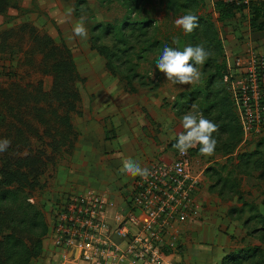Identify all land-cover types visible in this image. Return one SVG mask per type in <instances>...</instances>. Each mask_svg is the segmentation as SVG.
Masks as SVG:
<instances>
[{
    "label": "rangeland",
    "instance_id": "obj_1",
    "mask_svg": "<svg viewBox=\"0 0 264 264\" xmlns=\"http://www.w3.org/2000/svg\"><path fill=\"white\" fill-rule=\"evenodd\" d=\"M16 1V6L0 13V91L9 90L8 102L20 108L16 116L24 115L29 123V127L24 126L27 145L21 146L23 149L16 156L41 149L53 155L48 146L50 137L45 135L39 140L29 131L33 125L38 134L43 135V126L29 116L44 115L37 111L38 106L46 105L44 97L38 94V87L49 93L55 80L63 94L73 88L78 91V101L75 97L62 95L63 102L68 99L76 103V110L68 109L67 115L77 141L81 133L97 129L95 125L93 130L90 128V124L97 120L106 124L108 137L115 133L116 127L119 128V123L128 124L132 119L140 133H149V126L157 124L156 128L162 133H170L168 141L171 143L161 153L163 158L157 160H170L176 152L173 145L181 130L182 116L193 110L202 113L204 118L218 125V131L213 134L217 146L210 157L200 155L198 147L192 148L193 170L196 173L202 171L199 193L204 191L207 197L211 194L215 198V211L220 210L219 213L224 215L222 220L226 218L228 228L219 232L216 226H212L200 233L205 232L209 244L212 243L218 253L224 245L223 241L219 242V234L230 239L231 246L224 255L235 253V259L232 258L229 264H264V132L248 139H244L242 133H225L226 127H231L229 122L238 124V112L222 82L228 59H235L249 44L264 52L263 0L252 8L235 9L233 13L222 15L223 18L219 12L214 15L204 0ZM69 7L74 11L71 17H66ZM188 13L199 17V27L185 34L174 21ZM81 15L86 17V39L72 37V25ZM36 38H49L51 43H42L40 48ZM189 45H203L212 55L203 65L197 66L202 73L199 83L173 85L155 69L156 59L165 47L182 50ZM21 92L28 95L25 96L28 101L25 109L14 103L17 93ZM48 95L52 98V106L57 105L54 96ZM3 96L0 92V101ZM62 109L58 108V112L52 115L57 131L54 128L51 133L66 131L58 120V115L64 114L60 113ZM100 112L104 117H98ZM8 123L17 126L12 115L8 116ZM0 128L2 132L1 122ZM77 141L72 149L68 147L71 138L66 140L53 155V160L47 162L38 185L30 193L25 190L27 200L41 213V221L47 228L39 237L41 251L30 264L63 263L48 232L55 210L74 193L73 190L78 189L74 185L77 182L68 180L77 175L71 170L80 168L82 172L84 160L86 165L87 148L82 149L85 145L82 143L77 150ZM94 167L90 165L92 171L85 175L87 179L103 176L104 169H107ZM83 171L86 172L87 168ZM113 173L116 176L108 177V183L116 190L102 187L95 190L108 192L117 205L116 200L120 203L119 194L125 195L127 187H120L119 171ZM78 175L82 174L79 172ZM197 195L202 201L200 194ZM202 207H205L203 201ZM115 208L108 212L114 213ZM230 224L234 228L229 229ZM240 228L241 233L237 231ZM36 231L40 229L35 228ZM24 241L31 246L30 238L25 236ZM232 244H236L234 249H230ZM179 247L180 239L177 249Z\"/></svg>",
    "mask_w": 264,
    "mask_h": 264
},
{
    "label": "built area",
    "instance_id": "obj_2",
    "mask_svg": "<svg viewBox=\"0 0 264 264\" xmlns=\"http://www.w3.org/2000/svg\"><path fill=\"white\" fill-rule=\"evenodd\" d=\"M214 15L220 5L248 9L259 0H204ZM222 82L238 112L244 139L264 132V52L250 44L227 60ZM177 165L183 168L177 173ZM147 180L133 177L124 192L126 213H109L116 204L108 192L70 194L55 210L50 233L62 264H167L176 251L180 227L201 215L198 198L202 171L193 170L192 154L177 150L170 160H155Z\"/></svg>",
    "mask_w": 264,
    "mask_h": 264
},
{
    "label": "trees",
    "instance_id": "obj_3",
    "mask_svg": "<svg viewBox=\"0 0 264 264\" xmlns=\"http://www.w3.org/2000/svg\"><path fill=\"white\" fill-rule=\"evenodd\" d=\"M16 2V0H0V13H5L10 6H16ZM255 4L250 5V7L252 8ZM233 11L236 10L231 6L220 5L218 7L221 18H223L222 15L233 13ZM36 43L38 44L37 47H40L42 43H51V40L49 38L44 40L36 38ZM38 88V94L44 97L43 101L46 100V105L43 103L42 106H38L37 111L44 115L38 117L36 114H32L29 117L32 120H36L37 124L43 126V135L40 136L36 129L32 127L33 125L30 126L29 131H32L39 140H43L45 135L50 137L48 146L53 155H56L60 147L69 138H71L72 143L68 147L73 149L77 136L73 132L72 124L67 114L69 112L68 109H71V111L76 110V103L69 102L68 99L63 102L62 95L75 97L76 101H78V91L73 88L63 94V90H60L55 80L49 93L58 102L57 105L52 106L53 101L48 95L49 93L43 91L40 87ZM8 91V89L7 91H0L4 95L0 101V122L4 127V130L0 132V136L2 139L7 138L8 140L12 137L15 138L10 140L13 141V144L11 143L7 151L0 153V264H30L31 259L39 255L41 251L39 237L43 234V231H47V228L44 227L41 221V213L27 200V194L31 192L33 187L38 185L39 177L44 172L47 162L53 160V155H48L44 149H41L34 152L31 151L22 156H16L19 151H22L23 147L21 148V146L27 145L24 137V133H26L24 126L29 127L27 125L29 123L25 121L28 118L24 115L16 116L19 114L17 111L20 108L8 102V94H10ZM25 96L28 95L24 92L17 93L16 101H14L16 105L24 107L22 109L27 107L28 101ZM37 100L40 101V98L37 97ZM57 107L64 108L61 112L59 111L60 113L64 112V114L62 116L58 115V120L65 126L66 131H63V133L59 131V134H54L51 133V130L55 128L53 124L54 118H51L53 114L58 112ZM27 113L30 114V112ZM9 115L15 117L17 126L8 123ZM229 124L231 127L227 126L225 133H242L239 124L235 125V123L231 124L230 122ZM11 133H14V135H11ZM25 190L28 193H25ZM35 228L40 229V231L35 232ZM6 230L10 232H6ZM25 236L31 239V246L24 241ZM232 258L235 259V253H228L222 257L220 264H229L233 260Z\"/></svg>",
    "mask_w": 264,
    "mask_h": 264
},
{
    "label": "crops",
    "instance_id": "obj_4",
    "mask_svg": "<svg viewBox=\"0 0 264 264\" xmlns=\"http://www.w3.org/2000/svg\"><path fill=\"white\" fill-rule=\"evenodd\" d=\"M100 116L104 117L101 112L98 117ZM152 119L153 122H155L154 117ZM159 123L160 119H158V124ZM119 124V128L116 127L115 133H111L112 135L109 137L105 132L106 124L103 122L99 123L98 120L90 124L92 130L93 125L97 126V129L93 131L87 130V133H81L76 144V149H80V144H85L82 149H84V147L87 148L85 150L87 151V161L85 165L84 160L83 167L85 166L84 168H87V171H83V167L81 168V170L83 169L82 172L80 171V168L71 170L77 174L76 176L68 178L72 183L77 182L74 185L76 188L78 187V189L73 190L74 193L83 191V188L87 190H95L102 187L109 191L116 190L115 186H111V184L108 183V177L116 176L113 172L119 171L124 159L132 158L139 162L142 167H146L150 162L155 161L158 158L160 159L162 157L160 155L165 149V146L171 144L170 141H168L170 133H162L160 128H156L157 124L149 126V133H140L134 119L129 120L128 124ZM82 135L83 137H81ZM262 143H264V140H262ZM90 165H94L95 169H99V167L107 169H104L103 176L100 174L99 177L94 176L95 179H87V176L85 175H87L89 171H92L91 168H89ZM79 172L82 174L81 176L78 175ZM119 175H121L120 177L122 180V185L120 187H128L133 177L122 175L121 173L118 174V176ZM69 185L72 184L69 183ZM69 185L66 186L71 188ZM84 185L87 187H84ZM199 194L202 201L205 203V207L201 212V217L197 220L187 221L180 227V247L176 251L168 252V255L166 256L167 264H219L223 255L227 249H229L231 241L227 236L224 239L223 235L221 233L219 234V242L223 241L225 246L223 245L220 248L221 252L218 253V251H214L212 243L211 245L209 244L205 232L203 235L200 233L204 228L207 231V229L212 226H216L219 232H222L223 229L225 230L228 228V225L225 221L226 218H224V221L222 220L224 215L219 213L220 210L219 212L215 211L216 207L213 204L215 198L211 194L207 197L206 192L204 191H201ZM123 197V195L119 194L120 203L118 204V201L116 200L117 205L115 210L126 213V206ZM232 228H234V225L230 224L229 229ZM237 231H240L241 233V228ZM210 233L212 237V232ZM235 240L236 239H234L233 242ZM235 247L236 244H232L230 249H234Z\"/></svg>",
    "mask_w": 264,
    "mask_h": 264
},
{
    "label": "clouds",
    "instance_id": "obj_5",
    "mask_svg": "<svg viewBox=\"0 0 264 264\" xmlns=\"http://www.w3.org/2000/svg\"><path fill=\"white\" fill-rule=\"evenodd\" d=\"M74 9H66L65 16L71 17ZM199 17L188 13L179 16L174 23L177 28L183 30L185 34L192 33L199 27ZM86 17L80 18L72 25V37L81 39L87 38V29L85 27ZM176 43V41H174ZM212 53L205 49L203 45L186 46L182 50L174 47H165L162 54L158 56L155 63V69L164 75L167 81L173 85H193L201 80L202 73L197 66L203 65ZM195 109V105H193ZM181 130L175 137L173 147L181 155L187 154L188 150L198 147L202 156H212L215 153L217 140L213 134L218 131V125L206 118L202 113L195 110L186 112L180 121ZM11 141L7 138L0 139V153L7 151ZM122 175L130 177H140L147 180L152 174L146 167H142L139 162L132 158H126L122 161L119 169ZM183 168L177 165V173H182Z\"/></svg>",
    "mask_w": 264,
    "mask_h": 264
}]
</instances>
